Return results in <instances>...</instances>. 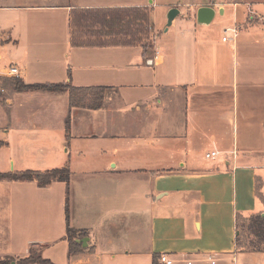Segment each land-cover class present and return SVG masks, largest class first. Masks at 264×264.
I'll return each mask as SVG.
<instances>
[{"label":"crops","instance_id":"crops-1","mask_svg":"<svg viewBox=\"0 0 264 264\" xmlns=\"http://www.w3.org/2000/svg\"><path fill=\"white\" fill-rule=\"evenodd\" d=\"M153 4L0 0V173L71 170L69 182L46 186L0 179V259L154 264L167 254L173 264H264V249L237 248L238 218H264V0L203 3L196 11L211 6L221 18L201 23L195 11L181 37L161 43ZM118 9L146 11L149 36L105 21L74 28L76 11L103 19ZM59 43L62 56L49 49ZM3 52L26 84L106 88L102 106L17 90ZM67 206L69 226L85 233L73 254Z\"/></svg>","mask_w":264,"mask_h":264},{"label":"trees","instance_id":"trees-1","mask_svg":"<svg viewBox=\"0 0 264 264\" xmlns=\"http://www.w3.org/2000/svg\"><path fill=\"white\" fill-rule=\"evenodd\" d=\"M141 12L140 17H144L143 23L148 19L149 15L146 11H142L139 9H127V10H114L111 12L110 17L104 16L103 19L100 18V12L94 11H76L73 15V23L74 28L79 27V22L76 20V17H80L81 24H83L84 18L86 20H90L93 17L98 19V22L103 23L104 21L107 23H117L119 20L123 21V17L126 19V25L128 24L127 30L130 31V27L132 23H127L129 20L127 18L132 15V12ZM95 15V16H94ZM133 16V15H132ZM106 17V18H105ZM139 17V18H140ZM105 18V19H104ZM75 19V21H74ZM133 22V21H132ZM96 23V22H95ZM112 24V25H113ZM142 26V25H141ZM140 26V27H141ZM149 32L148 28L146 29H138L136 31L137 37L140 38V41L143 38V35ZM148 36V34H147ZM136 37V38H137ZM142 37V38H141ZM134 41H137L136 39ZM74 45H80L81 43L77 40H73ZM144 49H148L152 46V42L150 44L147 41H142ZM14 84V87L17 90H26V91H37V90H46L49 92H69L70 94V108L73 107H84L90 109H98L102 106L104 95L106 88L104 87H75L71 83H37V84H26L22 79L19 77L10 79ZM71 128V114L67 117L66 120V129L69 133ZM71 177V170L68 166L62 168H54L47 171H40V170H27L22 172H8V173H0V179L10 178L13 180H36L40 186H46L52 183L55 180L69 182ZM67 214V221H68V240L70 243L69 251L71 254L78 253L80 251L79 245L75 241V238L84 235L85 233L82 232L79 234V230L71 228L69 226V208L67 206L66 209ZM240 221H249L250 225L249 229V236L244 237L242 233L237 236V248L243 251H262L264 249V218L260 215H252L251 217H240L238 218V231H240L239 222ZM246 240V242H244ZM158 256L154 257V264L157 263ZM16 259L13 257H6L0 259V264H13V261ZM54 264L50 259L43 258L40 255L35 253L31 254L26 258H21L16 261V264Z\"/></svg>","mask_w":264,"mask_h":264},{"label":"rangeland","instance_id":"rangeland-1","mask_svg":"<svg viewBox=\"0 0 264 264\" xmlns=\"http://www.w3.org/2000/svg\"><path fill=\"white\" fill-rule=\"evenodd\" d=\"M148 3H150V0H145ZM211 0H154V4L151 6V15L152 18L155 22V32L157 34V41L158 43H161V40H169L171 36L175 35L177 37H181V34L185 33L187 31V28L189 25L192 24V16H194L196 8L199 7L201 4L203 3H208ZM215 1V0H213ZM217 1V0H216ZM170 6L172 7H177L180 10V16L178 15L176 17V24L175 25H171L168 27V14L170 11ZM246 7V6H244ZM197 12V11H196ZM220 11L218 10L216 13V18L215 20H218L219 18H221L220 15ZM133 15V16H132ZM132 15H130L127 20H129L127 23H132L130 24V30H132L131 33L128 32L127 35L131 34L132 35H136V31L140 28L142 29H146L148 28L149 30H151V28H149L148 26L152 25L150 23V19L148 21V19L143 23L144 21V17H140L141 16V12H132ZM95 16V15H94ZM140 17V18H139ZM102 18V17H100ZM81 19L80 17H76V20H78L79 25L83 28V24H81ZM75 21V19H74ZM133 21V22H132ZM97 22L98 23V19L96 17H93L90 20H86L84 18L83 23H85L87 26H92V23ZM98 24H102V23H98ZM142 25V26H141ZM113 27H124L123 29L127 30V28L129 27L128 24H113ZM141 26V27H140ZM168 28V31H166V29ZM170 29V30H169ZM132 36V37H134ZM149 36V35H148ZM148 38V37H147ZM147 41L148 44L151 43V40H145ZM61 43H63L66 46V43L64 42L63 39H61ZM55 44L54 47L49 48L51 49L50 52L52 53H59L60 56H62V54L64 53V45L63 44ZM151 48V47H150ZM41 51L47 52V47L42 46L40 48ZM4 57H3V64L5 66H10L12 64H18L19 63L9 54L6 55V52H3ZM260 190L262 192H264V184L260 185ZM250 222L247 221L242 222L241 223V231L244 237L249 236V227ZM246 242V240L244 241ZM247 243V242H246ZM56 251L58 249H55Z\"/></svg>","mask_w":264,"mask_h":264},{"label":"water","instance_id":"water-1","mask_svg":"<svg viewBox=\"0 0 264 264\" xmlns=\"http://www.w3.org/2000/svg\"><path fill=\"white\" fill-rule=\"evenodd\" d=\"M152 3L153 0H150ZM215 9L211 6L200 7L197 11L198 20L201 23L210 22L215 16ZM180 14V10L177 7L171 8L168 14V27L172 25L174 19ZM168 29V28H167ZM89 238L77 239L78 242L88 245Z\"/></svg>","mask_w":264,"mask_h":264},{"label":"built area","instance_id":"built-area-1","mask_svg":"<svg viewBox=\"0 0 264 264\" xmlns=\"http://www.w3.org/2000/svg\"><path fill=\"white\" fill-rule=\"evenodd\" d=\"M8 74L13 76V77H20L21 74V70L19 69L18 66H10L8 69ZM217 155V152H211V153H207V157L211 158V157H215ZM160 264H173L174 260L170 258L169 255L167 254H162L159 259H158Z\"/></svg>","mask_w":264,"mask_h":264}]
</instances>
